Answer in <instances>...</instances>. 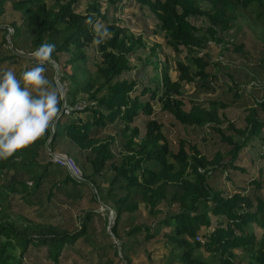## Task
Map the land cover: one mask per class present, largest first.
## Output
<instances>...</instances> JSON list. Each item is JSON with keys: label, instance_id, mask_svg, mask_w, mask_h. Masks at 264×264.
Returning a JSON list of instances; mask_svg holds the SVG:
<instances>
[{"label": "trees", "instance_id": "1", "mask_svg": "<svg viewBox=\"0 0 264 264\" xmlns=\"http://www.w3.org/2000/svg\"><path fill=\"white\" fill-rule=\"evenodd\" d=\"M135 1L155 16L164 47L173 51L183 46L204 48L208 41L222 43V31L245 11L264 22V0ZM79 5L80 0H0V17L6 12L20 15L31 52L46 42L56 45L53 60L66 93L54 133L50 130L29 147L0 160V264H21L29 248L38 244L45 246L46 256L56 264L62 247L78 238L96 250V264H104L103 257L112 264L105 247L91 244L86 237L95 210L86 209L71 228L11 210L16 195L25 202L42 201L48 181L47 196L52 187L66 197H78L79 186H94L92 198L114 213L110 224L108 218L103 221L120 239V264H264V96L256 101L257 107L249 108L243 125L229 120L223 129L218 108L226 103L208 97L203 105L198 93L214 91L219 80L232 83L228 76L232 71H217L215 65L220 69L223 64L200 52L188 61L176 60L174 74L162 66L157 70L152 61L141 76L129 75V56L144 46L141 36L110 21L96 1L87 3L84 11L77 10ZM89 16L108 28L111 39L98 46L93 43L92 27L85 23ZM199 16L205 18L204 26L190 19ZM8 26L11 39L6 41L11 44L5 48L17 55L12 41L19 27L15 21L0 23L3 44ZM233 50L246 51L239 44ZM23 56L32 59V55ZM184 82L192 87L187 106L182 98ZM234 97L239 93L234 92ZM164 118L170 126L219 131V147L204 152L198 141L186 147L181 137L173 145L162 131ZM112 123L118 125L114 124V132L100 135ZM63 137L76 150L73 157L81 169L80 179L41 159L42 152ZM114 142L119 147L117 159L112 158ZM243 147L249 155L247 167L234 164ZM253 158L262 167L253 170ZM107 161L111 174L105 178L100 173ZM216 177L218 183L221 178L228 180L230 188L215 185ZM121 214L129 223L118 228ZM134 241L145 244L135 247ZM148 245L152 246L146 259L142 255ZM158 246L162 251L153 256ZM112 252L117 253L116 247Z\"/></svg>", "mask_w": 264, "mask_h": 264}, {"label": "rangeland", "instance_id": "2", "mask_svg": "<svg viewBox=\"0 0 264 264\" xmlns=\"http://www.w3.org/2000/svg\"><path fill=\"white\" fill-rule=\"evenodd\" d=\"M48 3L51 0H46ZM96 1L99 4V9L105 16L112 22H118V18L115 17V13L110 11L111 8H114V5H117L122 0H80V5L77 8L78 11H84V7L87 3ZM127 1V0H125ZM125 4V3H124ZM123 4V5H124ZM203 5H205L203 3ZM131 6V5H127ZM123 8V7H122ZM122 8L118 9L120 11ZM137 7L127 8L129 12H122V19L124 23L131 28L133 33L140 35L145 46L143 49H138L134 51L129 56V62L132 66L129 75L134 77L141 76V73L144 71L143 68H146L147 65H150L152 61L157 63V70L160 66L164 67L167 71H170L172 74V68L174 67V62L176 60L188 61L190 55H197L200 52H206L210 59L214 62H220L223 66L218 69L215 65L217 71L221 73H229V78L233 79V82L226 80H219L220 85L214 89V91H202L198 93V98L203 105H206L204 98L215 97L218 100L224 101L226 104L223 107L218 108L219 113L221 114V123L219 127L224 129L227 121L235 122L239 126L244 123V116L249 111L250 107H257L255 104L258 99L264 96V22L254 19L250 11H245L243 14L239 15L237 20L230 25L229 28L222 31L221 36L223 37L222 43H216L213 41H208L206 47L204 48H191V47H182L180 51H173L167 47L162 48L161 37L154 35L153 32L148 31V26L144 25V22L141 19H137ZM144 10V9H142ZM110 14V16L106 14ZM145 13L143 12V15ZM113 15V16H111ZM145 16V21L148 25L151 26L150 29H154L152 21L153 16ZM148 17V18H147ZM150 17V18H149ZM152 17V18H151ZM196 25L202 24L204 26L205 18L199 16L197 18H190ZM11 21H15V24L19 27V33L13 37L12 44L16 46L14 51L17 55L9 52L7 41H10L11 27L8 26L9 35H5V42L3 44L2 35L0 32V73L6 69L13 70L17 78H20V74L32 67L35 66L33 59H30L31 56L23 55H32L31 47L29 43L28 31L25 29L24 24L21 21L20 15L17 16V13H8L6 12L3 17H0V23L2 24H11ZM100 23V21H98ZM14 25V24H13ZM155 32H159L157 26ZM139 32L143 35L139 34ZM3 33V32H2ZM160 34V32H159ZM10 37V39H9ZM7 40V41H6ZM239 44L246 49L244 52H235L233 50L234 45ZM152 51L153 53H150ZM2 57V58H1ZM47 71L45 76L52 81H57L59 72L57 68L51 66H46ZM235 80V81H234ZM65 82H63L64 84ZM192 91V87L189 83L184 82L182 84V98L184 100L185 106L188 105V97ZM234 92L239 93V97H234ZM153 105L157 107V104L152 101ZM71 116H77L78 112H70ZM69 116V115H68ZM164 127L162 131L167 133L172 140V144L176 145L177 139L181 137L184 139L185 146L189 147V144L198 141L201 144L200 148L207 152L208 149L219 147V131L206 129L205 126H184V125H172L168 123V119L164 118ZM112 123L104 127L100 135H105L108 133H113L117 124ZM118 126V125H117ZM207 130V131H206ZM204 131H206L205 134ZM205 136L206 140L203 141L202 137ZM113 151L114 159L119 157V147L114 143L111 145ZM61 152L71 157L78 169H80L78 162L74 160L73 155L76 154L74 146L66 138H60L52 149H48L46 153L42 152V160H50V152ZM249 161L248 152L245 148H241L237 152V157L234 160V164L237 166L247 167V162ZM52 162V161H51ZM255 167H262L259 161H255ZM57 166H61V172H68L67 168L64 165L57 164L52 162ZM81 170V169H80ZM79 170V171H80ZM69 173V172H68ZM111 174L110 168H108V161L100 173L103 177H107ZM224 175V173L222 174ZM99 180L100 177L98 176ZM97 178V180H98ZM98 180V181H99ZM1 181V179H0ZM222 182L218 183L217 177L214 179V184L219 185L225 189L230 188L228 180L221 178ZM102 187V185L99 181ZM236 184H239V181H236ZM50 182L44 183V192L42 196V201L39 203L36 202H25L22 197L17 195L13 199L15 201L11 207V210L14 212H21L23 215L29 216L33 219L39 220L41 222H50V223H61L64 226L71 228L78 224L79 217L83 214L86 209H93L95 213L90 218L87 225V235L89 241L94 245H103L107 251L108 257L112 260V264H120L118 257L121 255L119 249L120 239L114 237L109 232V224L105 225L103 218H108L109 222V212L106 209V206L102 202L94 200L92 198V193L96 192L94 186L91 184H82L81 194L78 197H66L64 193L60 190H56L54 187L51 188V193L47 196V191L49 189ZM73 198V199H72ZM112 212V210H111ZM114 213L112 212V215ZM213 219V217L211 216ZM113 219V218H112ZM129 223V218L125 214H121L118 222V228L127 226ZM201 234V231L198 234ZM256 235L260 234V230L255 228ZM196 238V236H195ZM85 241V240H84ZM143 243L144 241H134L135 247L138 244ZM158 242V241H157ZM156 243V242H155ZM154 244V243H151ZM145 246V245H143ZM152 245H148L143 251L146 259L148 257L145 254L148 252ZM117 249V253H113V249ZM141 248V247H140ZM236 253H239L238 250L234 249ZM162 251L161 246H158L151 252V254L157 255ZM140 255V257H142ZM237 257V256H236ZM103 263L107 264L106 258H102ZM97 261V252L92 249L89 245L85 244L81 238L76 239L72 243L65 244L59 254L56 264H96ZM145 262V260H143ZM21 264H52L51 260L46 256L45 246L43 244L33 245L29 248L27 253L24 255ZM158 264H162L159 262ZM241 264H248L246 261H242Z\"/></svg>", "mask_w": 264, "mask_h": 264}, {"label": "clouds", "instance_id": "3", "mask_svg": "<svg viewBox=\"0 0 264 264\" xmlns=\"http://www.w3.org/2000/svg\"><path fill=\"white\" fill-rule=\"evenodd\" d=\"M94 33L93 43L111 39L108 28L93 17L85 19ZM54 43H43L32 52L35 66L22 72L20 78L11 69L0 73V160H7L50 130L62 115L61 103L66 95L64 86L45 76L46 66L58 68L53 60Z\"/></svg>", "mask_w": 264, "mask_h": 264}, {"label": "crops", "instance_id": "4", "mask_svg": "<svg viewBox=\"0 0 264 264\" xmlns=\"http://www.w3.org/2000/svg\"><path fill=\"white\" fill-rule=\"evenodd\" d=\"M112 0H109V2H111ZM125 3V4H124ZM124 4V5H123ZM127 5H131V6H127ZM123 7V8H122ZM131 7H137V8H135V10L137 11V15H135V17L137 18V19H141L143 22H144V25L145 26H148V31L149 32H153V34L154 35H157L158 37H161V35L159 34V32L158 33H156L155 32V30H156V27H155V25L153 26V28L154 29H150L151 28V26L150 25H148L147 23H146V21H145V14L147 15V16H153V19H151L152 21H154L156 18H155V16L144 6V5H140V4H138L135 0H127V1H125V0H122V1H120V3L119 4H117V5H114V8H111L110 9V11H112V12H114L115 13V17H117L118 18V22L117 23H121V24H123V25H125L126 27H127V29L130 31V32H132L133 33V31L131 30V28L129 27V26H127L125 23H124V20L122 19V17L120 18V16L122 15V12L124 11V12H129V11H125V10H128L127 8H131ZM120 8H122L120 11H118V9H120ZM142 9H144V10H142ZM143 12L145 13L144 15H143ZM106 15H108V16H110V14H106ZM120 15V16H119ZM111 16H113V15H111ZM114 17V16H113ZM148 18V17H147ZM150 18V17H149ZM152 18V17H151ZM156 21V20H155ZM153 24H155L154 22H153ZM133 34H135V33H133ZM136 34H138V32H136ZM139 34H141L140 32H139ZM142 35V34H141ZM142 38H143V35H142ZM162 38V37H161ZM144 39V38H143ZM144 43V46H145V42H143ZM161 45H162V48H163V46H164V42L162 41V43H161ZM144 46H143V48H144ZM143 48H141V49H143ZM243 148H245V147H243ZM246 149V148H245ZM248 157H249V155H248ZM254 166V165H253ZM254 168H258V167H253V170H254ZM154 256H156V255H154ZM169 264H180L179 262H177V261H171Z\"/></svg>", "mask_w": 264, "mask_h": 264}, {"label": "built area", "instance_id": "5", "mask_svg": "<svg viewBox=\"0 0 264 264\" xmlns=\"http://www.w3.org/2000/svg\"><path fill=\"white\" fill-rule=\"evenodd\" d=\"M8 30L9 29L7 28V31ZM6 35H8V33H6ZM64 112L68 113V109L64 108ZM50 160L54 163L64 165L67 168L69 174L76 177L77 179L82 178L81 171H79L80 169L76 167L73 159L66 154L57 151L50 152ZM108 212L110 215H112L111 209L108 210ZM196 238H199L198 235H196Z\"/></svg>", "mask_w": 264, "mask_h": 264}, {"label": "water", "instance_id": "6", "mask_svg": "<svg viewBox=\"0 0 264 264\" xmlns=\"http://www.w3.org/2000/svg\"><path fill=\"white\" fill-rule=\"evenodd\" d=\"M106 209L110 210V208H109L108 206H106ZM112 218H113V216L110 215V216H109V224H110V221L112 220Z\"/></svg>", "mask_w": 264, "mask_h": 264}]
</instances>
